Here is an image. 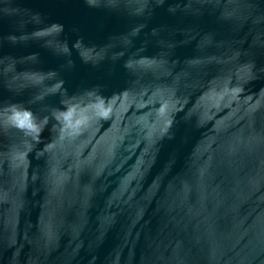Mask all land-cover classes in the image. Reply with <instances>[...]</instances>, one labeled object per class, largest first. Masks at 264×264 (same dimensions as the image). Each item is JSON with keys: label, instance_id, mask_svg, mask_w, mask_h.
Listing matches in <instances>:
<instances>
[{"label": "water", "instance_id": "water-1", "mask_svg": "<svg viewBox=\"0 0 264 264\" xmlns=\"http://www.w3.org/2000/svg\"><path fill=\"white\" fill-rule=\"evenodd\" d=\"M8 103L0 264H264V0H0Z\"/></svg>", "mask_w": 264, "mask_h": 264}, {"label": "clouds", "instance_id": "clouds-1", "mask_svg": "<svg viewBox=\"0 0 264 264\" xmlns=\"http://www.w3.org/2000/svg\"><path fill=\"white\" fill-rule=\"evenodd\" d=\"M53 28H57L59 31L62 32V26L53 24ZM44 35V31L40 30L37 31L34 34V37L32 38H39ZM13 43L16 42L15 37H10ZM79 46V41H77L73 47L77 48ZM69 48H65V51H69ZM37 53H33L29 55V59H35ZM61 85L58 84L57 88H60ZM98 100H102L103 98L101 96H97ZM17 113H20V115H17ZM0 116L3 117L2 120H0V128L3 129L4 132H8L12 129H16L18 131L27 132L31 139L35 141L36 143H40V136L42 132L44 131V125L47 123V118L41 120L31 110H21L19 106L15 103H8L4 105H0Z\"/></svg>", "mask_w": 264, "mask_h": 264}]
</instances>
